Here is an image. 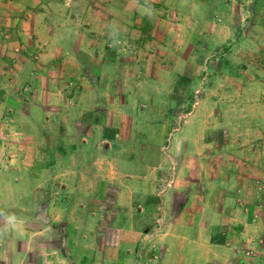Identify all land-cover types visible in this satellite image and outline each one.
<instances>
[{"label":"crops","instance_id":"0c3cea01","mask_svg":"<svg viewBox=\"0 0 264 264\" xmlns=\"http://www.w3.org/2000/svg\"><path fill=\"white\" fill-rule=\"evenodd\" d=\"M237 1L0 0V264H264V0L227 92L243 99L203 89L156 164L111 144L133 122L113 78L127 59L100 49L135 33L148 61L186 68L198 33L219 62Z\"/></svg>","mask_w":264,"mask_h":264},{"label":"rangeland","instance_id":"374dc122","mask_svg":"<svg viewBox=\"0 0 264 264\" xmlns=\"http://www.w3.org/2000/svg\"><path fill=\"white\" fill-rule=\"evenodd\" d=\"M254 2V0H238L236 2L235 8L241 12V15L237 16V11L233 15H236L235 19L240 27L239 32L241 29L242 32L237 35L238 31H236L237 38L235 36L233 42L223 43L225 45L230 43L232 47L228 53L221 56L222 60L219 59L221 62L213 60L215 59L214 56L219 55L216 53L217 46L203 49L202 45L207 42L204 41V36L198 33L194 36L196 46L191 52L193 63L186 68H176L173 55L169 53L161 56L159 53L156 54V56H160V59H165L163 62L158 60L156 64L155 60L148 61L149 58L156 59V57L148 55V53L151 54L154 51L155 47L143 48L140 46V40L136 37L138 34L135 33L128 38V47L122 45L120 37L117 40L121 42L116 43V48L115 46L108 47L106 43L102 45L101 51L109 49V52H116L117 55L124 53L127 59L126 62H122L123 65L118 64L119 66L115 69L113 78L116 83H119L115 88L118 100L128 110H131L129 114L133 122L132 124L129 122L127 127L118 126L109 134L112 139L111 144L114 145L116 151H124L136 163L156 164L157 156L168 153L167 147L171 142L172 135L180 129V125L177 126L176 121L182 123L187 116L186 114L196 107L199 108L201 100L206 97L203 95V89L211 86L220 87L222 89L221 94L211 97H218L224 105H231L235 100L239 103L243 99L239 96H229L227 92L235 86L233 79L235 74L240 73L242 67L246 66L243 57L250 56L249 53L254 48V46L249 47V45L252 46L254 42L259 41V39H256V33L250 32L253 19L249 9ZM256 19L255 22L264 28L263 14ZM248 49V53H243ZM259 50L262 51V49ZM207 57H210L208 61H213H205ZM158 69H161L164 74L159 73ZM154 71L159 75L161 74V78L155 79ZM184 73L189 74L191 78L181 76ZM216 73H219L220 76L223 74L221 82ZM99 82L106 83L104 79H100ZM237 86H239L238 82ZM175 88H180L178 93L175 92L177 91L174 90ZM155 89H158L159 92L162 90L161 94L157 95L158 90L155 92ZM248 101L245 104H248ZM171 103L173 106L176 104L178 107L175 113L167 108ZM99 115L101 117L103 114ZM118 115V112H116V116ZM162 116L167 117V120H169L163 123L165 126L158 121L159 117ZM116 134L119 136L117 140L115 139ZM152 250L153 246H151L150 251Z\"/></svg>","mask_w":264,"mask_h":264}]
</instances>
